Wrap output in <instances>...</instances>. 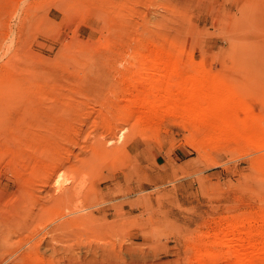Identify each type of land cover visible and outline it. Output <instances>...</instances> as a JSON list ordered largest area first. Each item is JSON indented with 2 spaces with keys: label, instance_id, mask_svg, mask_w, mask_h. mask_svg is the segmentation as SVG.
Wrapping results in <instances>:
<instances>
[{
  "label": "rangeland",
  "instance_id": "1",
  "mask_svg": "<svg viewBox=\"0 0 264 264\" xmlns=\"http://www.w3.org/2000/svg\"><path fill=\"white\" fill-rule=\"evenodd\" d=\"M146 52L167 58L132 65ZM165 77L207 103L162 100ZM249 116L264 0H0V264H264V236L241 232L264 212Z\"/></svg>",
  "mask_w": 264,
  "mask_h": 264
},
{
  "label": "bare ground",
  "instance_id": "2",
  "mask_svg": "<svg viewBox=\"0 0 264 264\" xmlns=\"http://www.w3.org/2000/svg\"><path fill=\"white\" fill-rule=\"evenodd\" d=\"M144 45V44H143ZM145 47V46H144ZM145 49H147V47H145ZM150 49V48H149ZM148 49V50H149ZM160 49V48H159ZM144 51V50H143ZM164 52V51H163ZM163 52H149V53H142L141 55H139V57L138 58H134L133 59V62H132V65H134V64H136V62H138V61H140V60H145V59H148L150 62H152L153 63V66H156L158 63H160V61L162 60V59H164L165 58V53H163ZM167 58V57H166ZM166 58H165V60H166ZM167 60H170V59H167ZM171 61H175L174 59L172 60H170L169 62H171ZM146 63V62H145ZM165 63V62H164ZM147 64V63H146ZM146 64H144V65H146ZM165 64H167L168 65V63H165ZM177 64V63H176ZM175 64V65H176ZM131 65V66H132ZM138 65H139V63H138ZM140 66V65H139ZM142 66V65H141ZM163 66H164V64H163ZM170 66V65H169ZM151 67H152V65H151ZM174 67V66H173ZM136 68V67H135ZM138 68V67H137ZM136 68V69H137ZM158 68V67H157ZM180 68V67H179ZM155 69V68H154ZM160 69V68H159ZM138 70V69H137ZM183 69H181V71H182ZM134 71V70H133ZM133 71H130L131 72V74H133L134 72ZM133 72V73H132ZM135 73H137V72H135ZM154 73V72H153ZM171 73V72H170ZM175 73V72H174ZM189 73V72H188ZM130 74V75H131ZM157 74V73H156ZM159 74V73H158ZM171 75V74H170ZM149 76V77H148ZM167 76V75H166ZM177 76V75H176ZM130 77V76H129ZM157 77V76H156ZM162 77V75L160 76V78ZM126 78H128V77H126ZM132 78V77H131ZM144 78H147V79H149V81H150V83H151V86H150V88H152L153 89V91H154V88L155 89H159V88H156L153 84H155V82H157V81H159L160 79H159V77H157V78H155V76L153 75H145V74H140V79L142 80V79H144ZM165 78H168V77H165ZM190 78V77H189ZM132 79H134V78H132ZM159 79V80H158ZM162 79V78H161ZM190 79H193V77H191ZM164 80V79H163ZM189 81V80H188ZM187 81V82H188ZM160 82H162L163 83V81L161 80ZM167 85H169L170 87H171V89H167V92L166 93H164L163 95H162V97H161V99L162 100H166L167 99V97H169V94H170V92H172V95H176V94H178V92H183V93H185V95H186V97L187 96H192V101L196 104V103H203V104H206L207 103V100L205 99V98H203V96H201L200 94H196L195 92H198V91H196L195 90V92L193 91V90H191V88L190 87H193L191 84H193L192 82H193V80L191 81H189L190 83L189 84H186V83H184L183 85H187V87L188 88H186L185 86L184 87H182V84H181V81L180 82H176V80L174 81V79H172L171 77H169L168 79H167ZM176 82V83H175ZM185 82V81H184ZM138 84V83H137ZM175 84V87H174V89L172 88V85H174ZM134 85V84H133ZM190 87H189V86ZM198 85V84H197ZM168 86V87H169ZM212 86H214V84L212 85ZM136 87V86H135ZM154 87V88H153ZM164 87V86H163ZM165 87H166V85H165ZM198 87V86H197ZM134 88V87H133ZM150 88L148 89V90H150ZM138 89V88H137ZM137 89H135L134 88V90H137ZM139 89H140V87H139ZM145 89V88H144ZM143 89V90H144ZM140 90H142V88L140 89ZM142 90V91H143ZM166 90V89H165ZM226 90V89H225ZM129 91V90H128ZM137 91H139V90H137ZM146 91V90H145ZM144 91V92H145ZM152 91V90H151ZM224 91V89H223V85L219 82L218 83V86L213 90V92L214 93H212V96H213V98H212V102L211 103H213V104H215L216 103V106L218 107V108H221V107H223V108H227V109H229V111H230V109H231V99H229V97L227 96V95H225L226 93H224L223 92ZM227 91V90H226ZM143 92V93H144ZM149 92L150 91H148L147 93H145V94H149ZM229 92V91H228ZM152 93H154V92H152ZM199 93V92H198ZM205 94V93H204ZM208 95V94H207ZM207 95H205V96H207ZM231 95V94H230ZM204 96V97H205ZM141 97V96H140ZM152 97V96H151ZM150 96H147V98H145L144 99V101H143V103H140V105H142V106H146V107H151V106H153V105H155L157 102L154 100V99H152ZM208 97V96H207ZM230 98H231V96H230ZM143 99V98H142ZM208 99H210V97H208ZM139 101V100H138ZM138 101H136V100H134V101H132L131 103L132 104H136L137 105V103H138ZM128 102V101H127ZM130 102V101H129ZM140 102H141V100H140ZM210 104V103H209ZM141 106V107H142ZM221 115H224V114H221ZM211 123L213 124V125H217V126H219V127H222V125H223V122H212L211 121ZM241 124H242V130H243V138L245 139V141L246 142H249V143H253V142H260V141H263L264 139V118L263 117H259V116H249V117H245V118H243V119H241ZM110 145V144H109ZM108 145V146H109ZM114 145V144H113ZM115 145H116V143H115ZM110 146H112V145H110ZM129 148V147H128ZM96 149V148H95ZM70 187H68V188H65V189H62L61 190V194L60 193H56V196L57 197H60V196H62V195H64V194H68L69 192H70ZM53 195V194H52ZM252 215H254V214H252ZM255 216V215H254ZM258 216V215H257ZM259 216H260V218H259ZM258 216V218H256V217H254V219H252L251 217H247V218H244V219H242V222L241 223H243L244 225L246 224V223H248V227L246 228V229H244V231H241V232H244V233H246V234H251V235H254V234H258V235H262V236H264V212H263V214H262V212H261V215H259ZM254 222H258L259 223V225H256V226H258V227H255L254 225H253V223ZM6 220L4 219V217L2 216H0V248L3 246V244H4V242L6 241ZM235 225V224H234ZM243 226V225H242ZM235 227V226H234ZM231 228H232V226H231ZM242 229V230H243ZM237 231V230H236ZM235 231V232H236ZM216 232H218V233H220L219 232V230L217 231H215V233ZM240 232V233H241ZM217 233V234H218ZM229 233V232H228ZM232 233V232H231ZM234 233V232H233ZM216 234V235H217ZM238 236V235H237ZM198 261V260H197ZM243 261H245V262H250L248 259L246 260V259H243Z\"/></svg>",
  "mask_w": 264,
  "mask_h": 264
}]
</instances>
